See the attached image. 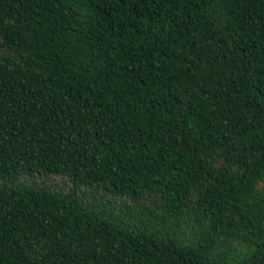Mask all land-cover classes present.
Instances as JSON below:
<instances>
[{
  "label": "trees",
  "instance_id": "obj_1",
  "mask_svg": "<svg viewBox=\"0 0 264 264\" xmlns=\"http://www.w3.org/2000/svg\"><path fill=\"white\" fill-rule=\"evenodd\" d=\"M0 264H264V0H0Z\"/></svg>",
  "mask_w": 264,
  "mask_h": 264
}]
</instances>
